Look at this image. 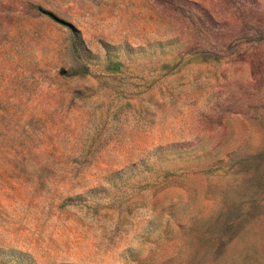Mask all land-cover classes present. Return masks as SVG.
I'll list each match as a JSON object with an SVG mask.
<instances>
[{
    "label": "rangeland",
    "instance_id": "374dc122",
    "mask_svg": "<svg viewBox=\"0 0 264 264\" xmlns=\"http://www.w3.org/2000/svg\"><path fill=\"white\" fill-rule=\"evenodd\" d=\"M0 264H264V0H0Z\"/></svg>",
    "mask_w": 264,
    "mask_h": 264
}]
</instances>
